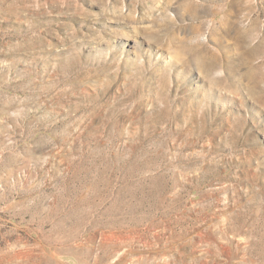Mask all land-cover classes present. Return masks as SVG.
I'll return each mask as SVG.
<instances>
[{"label": "rangeland", "instance_id": "rangeland-1", "mask_svg": "<svg viewBox=\"0 0 264 264\" xmlns=\"http://www.w3.org/2000/svg\"><path fill=\"white\" fill-rule=\"evenodd\" d=\"M0 264H264V0H0Z\"/></svg>", "mask_w": 264, "mask_h": 264}]
</instances>
